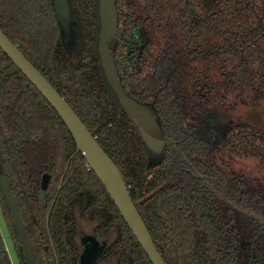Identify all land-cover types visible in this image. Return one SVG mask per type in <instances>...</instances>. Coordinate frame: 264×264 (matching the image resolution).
<instances>
[{"label": "trees", "instance_id": "obj_1", "mask_svg": "<svg viewBox=\"0 0 264 264\" xmlns=\"http://www.w3.org/2000/svg\"><path fill=\"white\" fill-rule=\"evenodd\" d=\"M68 4L75 38L70 54L61 43L51 0H0V30L117 166L165 263L243 264L246 256L264 264V0L115 1L120 34L139 26L146 37L143 69L134 78L139 103L156 111L158 124L167 129L188 128L210 116L220 119L222 130L228 128L212 151L211 187L184 172L191 140L182 132L176 134L182 145L178 151L167 149L160 165L147 170L140 135L114 106L99 76L95 1ZM115 64L129 83L125 63ZM74 152L55 111L0 50V164L34 252L50 260L45 219ZM45 174L49 185L42 191ZM79 212L98 219L105 229H117L113 245L120 255H128L133 264H151L78 153L50 214L55 244L71 239V223ZM0 214L18 264H25L1 187ZM0 264H11L1 234Z\"/></svg>", "mask_w": 264, "mask_h": 264}, {"label": "water", "instance_id": "obj_2", "mask_svg": "<svg viewBox=\"0 0 264 264\" xmlns=\"http://www.w3.org/2000/svg\"><path fill=\"white\" fill-rule=\"evenodd\" d=\"M94 1L97 7L94 55L97 61L101 82L114 106L120 110L138 130L137 132L147 152H149L150 161L151 159L157 160L154 154H158L162 148L161 133L157 117L150 107L138 103L124 92L111 51V44L115 38L117 28L115 0ZM51 6L59 29L61 42L63 43L65 41L74 46V23L72 21L68 0H51ZM65 42L63 45H65ZM0 50L55 111L75 145V152L67 161L56 194L48 210L46 224L48 225L49 215L60 191L68 165L71 159L79 153L84 159L87 167L93 172L104 188L109 199L118 210L124 223L147 256L149 262L151 264H166L152 242L151 236L130 197L128 187L120 171L101 148L96 139L91 135L80 118L1 30ZM48 184L49 176L45 174L41 180V189L45 191ZM0 187L22 245L25 264H35L19 209L1 164Z\"/></svg>", "mask_w": 264, "mask_h": 264}, {"label": "flooded vegetation", "instance_id": "obj_3", "mask_svg": "<svg viewBox=\"0 0 264 264\" xmlns=\"http://www.w3.org/2000/svg\"><path fill=\"white\" fill-rule=\"evenodd\" d=\"M114 39H115L114 40L115 41L114 59L119 65L121 62L125 63L123 65L124 71L126 69L129 70L128 72L129 83H127L124 79H122L123 73L120 72L121 85L124 89V92L126 90L131 96L133 97L135 96L134 97L136 98L135 101L137 100L139 103L142 97L135 92L136 87L134 85V81H135L134 78H136V76L139 75L140 68L143 69V64H144L145 55H146L145 33L141 30L139 26H136L134 29L132 28L129 32L125 34L123 33L120 34L117 28ZM139 62H142V63L139 65ZM141 76L143 77L144 74H141ZM126 85L128 86L126 87ZM143 105L148 106L144 102H143ZM153 112L155 113L156 111L153 110ZM155 115L158 119L157 113H155ZM128 121L131 123L129 119ZM220 124H221L220 119L212 118L211 116L208 119H202L201 122L197 119L196 122H193L188 128L178 127L174 130H172V128L167 129L164 127V125L161 126L159 122V130L161 133L162 148L158 154L157 153L154 154V157H157V160L151 159L150 161V158H149L150 155L148 152L147 170L149 169L151 171L160 165V163L162 162V158L163 156H165L167 149L171 148L170 150L178 151V148L181 147L182 145H181V139H179L180 134L178 135V137H176V134L182 132L186 137H189L191 140V145H190L191 160L190 162H188L187 159L184 158V162L187 164V166L184 167V172L192 174L194 176L195 183H200L204 187H211V184L209 183V181L212 180V178H207V177L212 174L211 172H213L211 168V163H212L211 157L213 153L212 151L214 147H217L216 142L219 139V137L222 136L223 134L225 137L226 133L229 132L227 130L228 128L226 130L225 129L222 130L220 128ZM133 129L134 131H138L134 125H133ZM219 131H223V132H219ZM173 134H174V137L171 136ZM242 148L244 147L241 146V150ZM182 157H185V156H182ZM228 173L229 171L227 170L225 172L226 176L224 178L225 180L224 185L229 190L230 186L228 184V181H229ZM238 190L239 192L243 193L242 186L239 185ZM17 207H18V204H17ZM19 213H20V210H19ZM20 216H21V213H20ZM46 218H47V215H46ZM49 218H50V215H49ZM21 220L23 222L22 216H21ZM23 226L27 234L29 244L31 246V251L33 254L35 264H38V262L39 264H44V263L51 264V261L54 264H60V263L61 264H133L132 258H130L128 255H120L117 248H114L113 244H114L117 229L116 228L105 229V225H102L101 223H99L98 219L96 218L86 219L81 216V212H79L76 216H74L73 221L71 223V229H72L71 239L67 238L65 241H63V246H61L62 243L59 242V240L55 241L56 244L53 242L51 235H50V231H49V220H48V225H47L46 219H45V227H46V231L48 235V241H49L50 251L52 254V260H50L48 255L45 258L39 252H34L33 246L30 242L24 222H23ZM20 245H21V242H20ZM55 245H57V248ZM21 249H22V245H21ZM21 251L23 255V261L25 263L23 250ZM244 257L246 258V256ZM244 257L241 258L242 260L241 263L243 264H245L246 260H248L249 262L248 264H261L260 260H255L254 258H251V257H247L248 259L246 258V260H244ZM17 264H18V261H17Z\"/></svg>", "mask_w": 264, "mask_h": 264}, {"label": "rangeland", "instance_id": "obj_4", "mask_svg": "<svg viewBox=\"0 0 264 264\" xmlns=\"http://www.w3.org/2000/svg\"><path fill=\"white\" fill-rule=\"evenodd\" d=\"M60 39H61V37H60ZM63 43H62V45H63ZM67 44H68V42H65V45H63V47H64L65 52L67 54H70L72 52L73 45H70V44L67 45ZM65 46H67V47H65ZM0 234H1V237H2V240H3V243H4V247H5L6 251H7L8 257H9V259L11 261V264H17L15 255H14L12 247H11V243L9 241L7 232L5 230V226L3 224V220H2L1 214H0Z\"/></svg>", "mask_w": 264, "mask_h": 264}]
</instances>
